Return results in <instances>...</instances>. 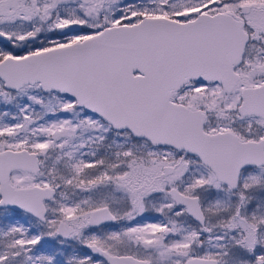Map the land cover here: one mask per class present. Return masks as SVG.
Masks as SVG:
<instances>
[{
  "label": "snow or ice",
  "instance_id": "snow-or-ice-1",
  "mask_svg": "<svg viewBox=\"0 0 264 264\" xmlns=\"http://www.w3.org/2000/svg\"><path fill=\"white\" fill-rule=\"evenodd\" d=\"M0 264H264V0H0Z\"/></svg>",
  "mask_w": 264,
  "mask_h": 264
}]
</instances>
